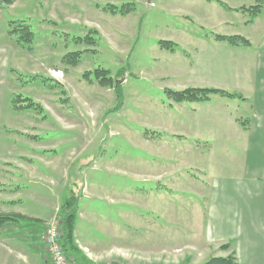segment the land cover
I'll use <instances>...</instances> for the list:
<instances>
[{"label": "rangeland", "instance_id": "obj_1", "mask_svg": "<svg viewBox=\"0 0 264 264\" xmlns=\"http://www.w3.org/2000/svg\"><path fill=\"white\" fill-rule=\"evenodd\" d=\"M127 3L135 8L125 15L108 9ZM241 18L250 15L217 0H0V182L11 176L2 167L26 162L37 175L14 171L24 181L18 191L62 204L73 188L75 245L95 264H200L227 255L231 248L203 242V138L189 129L171 134L190 124L184 109L198 120L203 103L174 102L163 90L203 87V46L215 33L242 32ZM20 24L33 33L30 48L15 41ZM88 34L93 43L83 40ZM75 51L71 63L65 56ZM97 67L124 73L117 110L113 88L91 73ZM25 97L41 109L25 107ZM12 186L0 184V192ZM25 194L3 209L37 207ZM63 212L50 217L59 227Z\"/></svg>", "mask_w": 264, "mask_h": 264}, {"label": "crops", "instance_id": "obj_2", "mask_svg": "<svg viewBox=\"0 0 264 264\" xmlns=\"http://www.w3.org/2000/svg\"><path fill=\"white\" fill-rule=\"evenodd\" d=\"M228 7L223 8H237ZM242 22V32L236 29L231 34H243L248 45H232L213 37L203 46V87L241 97L213 94L206 101L192 102L203 103V113L196 120L194 109H184L190 124L172 127L171 134L189 129L197 132L192 138H203V228L209 235L203 242H212L218 248L230 242L238 264L240 258L245 264H264V3L250 22ZM24 157L20 160H26ZM8 164L2 170L11 176L0 184L13 185L14 189H9L8 194L0 192L8 195L0 197V211L24 193L37 207L10 212L13 217L1 215L10 214L6 208L0 213L4 219L0 222V264H51L44 245V224L61 206L60 199L50 201L39 190L18 191L24 181L13 179L14 171L28 179L37 171L34 173L31 163ZM16 217L23 224L13 219ZM76 230L77 227L75 236ZM84 251L78 245L67 252L68 259L74 264H95V259Z\"/></svg>", "mask_w": 264, "mask_h": 264}, {"label": "trees", "instance_id": "obj_3", "mask_svg": "<svg viewBox=\"0 0 264 264\" xmlns=\"http://www.w3.org/2000/svg\"><path fill=\"white\" fill-rule=\"evenodd\" d=\"M2 1L7 4H11L13 2V0H2ZM217 1L221 6L225 8H229L228 5L224 3L223 1L221 0H217ZM263 3H264V0H254V4L249 5V6L241 5L235 8V10L241 11L243 13L248 12L250 15V18L246 20V22H250L261 11ZM134 8H135V5L131 3L122 4L119 8H116L113 5L108 6V9L110 12L114 14L119 13L122 15L129 13L130 11L134 10ZM19 26H20V29L18 30L20 32L17 35L15 41L22 47L30 48V44L33 39V33L29 29L28 25L20 24ZM14 31L15 30L13 29L10 30L11 33H13ZM213 37L217 40H223V41L228 42L229 44L237 45V46L249 44V40L240 34L226 35V34L215 33L213 34ZM83 40H85L87 43L88 42L93 43L94 41L93 38L89 34L86 35L83 38ZM77 41H81V40H77ZM158 44L161 48L170 50V51H174L177 45L176 43L169 41V40H158ZM80 53H81L80 51L71 52V53L66 54L65 57H67L68 61H70L71 63H76ZM91 73L93 74L94 78L97 80L99 85L108 86V87L113 88V91L116 97V103L112 109H116V110L119 109V107L122 105L123 93L121 91L122 83L120 82V80L117 79V77L119 75L122 76V74L124 73L120 71L116 73V75H118L116 78L111 77L109 74V70L105 68H101V67H97L93 69ZM87 74L88 72L84 73L85 76H87ZM163 92L166 94L167 98L171 99L174 102H184V101L202 102V101H206L210 99V97L213 94H218V95L225 96V97H241V95L234 93V92H229V91L217 89V88L198 87V86L197 87L190 86V87H186V88L178 89V90L164 88ZM20 98H21L20 96H16L12 100L14 102L15 100L20 99ZM22 100L26 101L25 107H29V108L33 107L39 110L41 109L40 105L36 104L29 97L22 98ZM74 193L75 192L73 191V188H72L71 191L68 193L67 197H65L64 202L60 206V209L64 210L63 216L60 219V233L62 235L61 245L67 257H68L67 252L69 250L77 249L75 245V238H74V229H75L76 218H77V214H76L77 199L75 198L76 195ZM3 220L4 219L0 217V222H2ZM219 248L221 250H229L231 248V243L230 242L223 243L219 246ZM84 260H86V258H84ZM200 264H238V262L235 256V252L233 250H230L228 254L225 256H211Z\"/></svg>", "mask_w": 264, "mask_h": 264}, {"label": "built area", "instance_id": "obj_4", "mask_svg": "<svg viewBox=\"0 0 264 264\" xmlns=\"http://www.w3.org/2000/svg\"><path fill=\"white\" fill-rule=\"evenodd\" d=\"M60 227L56 217L44 224V245L51 264H74L70 263L61 245Z\"/></svg>", "mask_w": 264, "mask_h": 264}, {"label": "water", "instance_id": "obj_5", "mask_svg": "<svg viewBox=\"0 0 264 264\" xmlns=\"http://www.w3.org/2000/svg\"><path fill=\"white\" fill-rule=\"evenodd\" d=\"M60 238H62V235H60Z\"/></svg>", "mask_w": 264, "mask_h": 264}]
</instances>
